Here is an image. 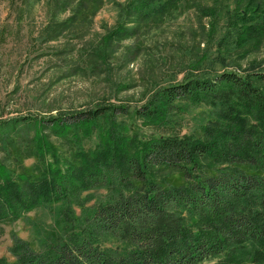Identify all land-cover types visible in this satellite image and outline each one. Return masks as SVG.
Returning a JSON list of instances; mask_svg holds the SVG:
<instances>
[{"label":"trees","instance_id":"16d2710c","mask_svg":"<svg viewBox=\"0 0 264 264\" xmlns=\"http://www.w3.org/2000/svg\"><path fill=\"white\" fill-rule=\"evenodd\" d=\"M54 1L61 13L73 4V0ZM77 1L68 20L46 27V40L55 41L85 22L90 0ZM126 1L119 21L120 38L115 41L157 23L188 0ZM206 11L208 17L219 15L210 7ZM229 22L230 30L235 29L231 33H237L233 36L236 49L247 43L254 42L253 47L260 44L264 41V0H235ZM163 98L168 113L181 110L175 104L179 100L192 106L207 104L214 116L200 134L182 136L155 133L146 137L132 123L126 128L116 122L119 115L141 120L145 127L163 129L152 119L162 118L163 103L157 110L155 105ZM104 118L109 119L105 129L99 123ZM73 119L66 123L65 135H73L81 125L89 132L87 137L98 127L102 135L87 155L75 153L73 159L79 157L80 167L75 169L67 162L70 164L64 171L55 167L59 164L57 151L45 133L58 118L51 117L46 122L49 126H41L43 120L31 117L0 122V148L5 151V147L15 145L25 128L41 127L34 143L28 140L21 150L25 158L36 159L38 176L15 174L0 161V224L13 223L30 211L51 206L65 186L63 194L69 190L78 193L103 184L104 179L107 185L116 179L108 187L115 197L94 209L89 219L91 229L82 237L65 242L54 236L51 248L44 252H36L28 242L14 237L10 249L14 261L0 258V264H264L262 63H249L242 74L227 71L212 78L187 74L181 83L151 92L139 108L105 105ZM171 120L165 119L164 124ZM46 154L53 161L46 163L47 170H41ZM173 173L183 177L181 185L167 184ZM59 203L56 199L54 204ZM95 237L114 238L122 246L101 248Z\"/></svg>","mask_w":264,"mask_h":264},{"label":"rangeland","instance_id":"374dc122","mask_svg":"<svg viewBox=\"0 0 264 264\" xmlns=\"http://www.w3.org/2000/svg\"><path fill=\"white\" fill-rule=\"evenodd\" d=\"M53 1L0 0V122L31 117L43 120L41 126H49L46 122L51 117L58 118L45 133L57 151L59 164L55 167L61 171L70 163L75 169L80 167L79 157L73 159L75 153L87 155L99 144L102 135L98 127V131H90L87 137L89 132L82 125L73 135L70 132L65 135L67 124L74 122L73 118L80 113L105 105L139 108L151 92L177 85L187 74L208 78L227 71L242 74L253 61L262 63L264 70V41L254 47L251 46L254 42L238 49L233 46V36L237 33L230 30L229 19L235 0H188L157 23L147 24L120 41L114 38H120L119 21L128 1L90 0L86 3L89 12L84 23L57 40L48 41L46 27L52 22L68 20L78 2L73 0L61 13ZM206 7L219 15L208 17ZM165 101L163 98L155 105L157 110L163 103L162 118L152 117L164 127L161 130L119 115L116 122L126 128L132 123L146 137L155 133L182 136L200 134L207 120L214 116L207 104L192 106L179 100L175 104L181 110L170 114ZM170 117L171 123L164 124ZM108 120L99 122L104 129ZM40 129L37 124L34 129L25 128L16 139V147L7 146L6 151L0 148V161L15 174H40L35 169L36 159H27L21 152L28 140L34 143V135ZM52 161L46 154L40 169L47 170L46 163ZM48 177L51 178L50 174ZM115 180L107 185L104 179L103 184L96 183L78 193L69 190L63 194L67 190L65 186L55 195L51 206L30 211L13 223L0 224V258L14 261L10 253L14 237L28 242L36 252L49 250L54 236L65 242L82 237L91 229L89 219L94 209L115 197L112 188H108ZM182 183L183 177L178 173L167 178L170 186ZM56 199L62 203L54 204ZM94 241L101 248L122 246L114 238L95 237ZM203 264H216V261Z\"/></svg>","mask_w":264,"mask_h":264}]
</instances>
